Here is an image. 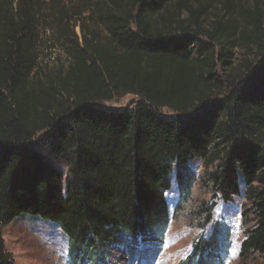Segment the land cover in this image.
Here are the masks:
<instances>
[{
	"label": "trees",
	"instance_id": "1",
	"mask_svg": "<svg viewBox=\"0 0 264 264\" xmlns=\"http://www.w3.org/2000/svg\"><path fill=\"white\" fill-rule=\"evenodd\" d=\"M55 52L67 63L45 73ZM254 52L264 57V0H0V264H15L3 230L24 218L58 226L73 264H106L120 242L153 258L168 194L176 186L187 203L196 161L214 199L245 196L239 256L264 259ZM127 94L140 99L132 109L101 106ZM218 228L180 264H221L230 244Z\"/></svg>",
	"mask_w": 264,
	"mask_h": 264
},
{
	"label": "rangeland",
	"instance_id": "2",
	"mask_svg": "<svg viewBox=\"0 0 264 264\" xmlns=\"http://www.w3.org/2000/svg\"><path fill=\"white\" fill-rule=\"evenodd\" d=\"M245 60V51L237 50L235 64L242 65ZM247 60L252 62L255 68L264 63V57H256L255 52ZM63 63H67L66 58L60 52H55L52 58L46 59L42 67L45 73L49 74L61 68ZM139 101L136 95L127 94L103 102L101 106L112 110H125L134 108ZM163 113L171 116L167 110H163ZM54 162L63 172H67V166L63 162L58 160ZM192 168L199 180L187 203L178 207L179 193L176 186L168 194L171 222L161 250L153 253V258H150L149 253L145 256L144 251H141L138 259L133 260L129 258L120 242L114 247L111 255L107 256L106 264H180L192 255L199 240H207L218 227L228 234L230 244L221 264H264V259L260 256L249 260H242L239 256L241 243L245 239L242 219L247 204L245 196L235 198L231 203L214 199L200 181V177L205 173L202 161L193 162ZM213 204L215 209L212 220L206 225V216L203 212ZM3 238L15 264H73L68 237L56 225L24 218L5 227Z\"/></svg>",
	"mask_w": 264,
	"mask_h": 264
},
{
	"label": "water",
	"instance_id": "3",
	"mask_svg": "<svg viewBox=\"0 0 264 264\" xmlns=\"http://www.w3.org/2000/svg\"><path fill=\"white\" fill-rule=\"evenodd\" d=\"M264 64V63H263Z\"/></svg>",
	"mask_w": 264,
	"mask_h": 264
}]
</instances>
